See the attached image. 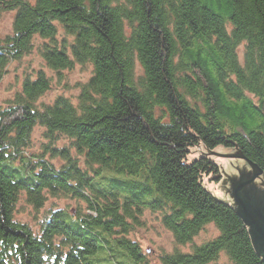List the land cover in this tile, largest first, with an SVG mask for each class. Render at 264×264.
Here are the masks:
<instances>
[{
  "label": "trees",
  "instance_id": "16d2710c",
  "mask_svg": "<svg viewBox=\"0 0 264 264\" xmlns=\"http://www.w3.org/2000/svg\"><path fill=\"white\" fill-rule=\"evenodd\" d=\"M9 11L0 82L34 52L92 77L76 104L45 105L52 79L25 74L0 107V264H154L130 239L146 212L175 241L161 264H264L237 207L204 186L215 160H188L223 145L264 172V0H0ZM51 199L76 207L45 212ZM209 225L218 235L196 244Z\"/></svg>",
  "mask_w": 264,
  "mask_h": 264
},
{
  "label": "rangeland",
  "instance_id": "374dc122",
  "mask_svg": "<svg viewBox=\"0 0 264 264\" xmlns=\"http://www.w3.org/2000/svg\"><path fill=\"white\" fill-rule=\"evenodd\" d=\"M15 12H1L0 13V37L5 38L10 35L12 30V25L14 21ZM244 46L242 45L239 50L240 62L243 63V54ZM40 70L45 71L52 79V89L47 92L45 96L40 99L39 104H52L58 96H65L71 98L74 104L77 103V97L80 93L81 84L87 82L92 77V67L77 65L73 70L64 71L61 73H54L47 68L46 64L42 61L37 52H34L33 55L26 56L22 58L19 62H12L9 67L7 74L0 82V107L6 106L10 101L13 100L17 92L21 91L22 84L26 75H33L36 77V73ZM26 74V75H25ZM43 129L36 127L33 135V144L34 147L31 149V153H38L42 148L44 142L43 139ZM66 143V140L60 142L59 147ZM209 153L204 148L198 147L194 149L191 154L188 155V160L190 162L199 158L200 155ZM215 153L224 154V155H233L240 154L236 148H228L223 145L218 146L215 150ZM215 153H210L206 155H211L212 159L215 160L220 170V176L216 179L211 180L204 179L205 188L211 193L214 194L219 200L226 202L233 207H236L237 201L234 196V189L236 183H239L242 178L246 176L250 178L254 174V169L250 164L242 158L237 156L228 157V156H219ZM56 165H60L61 162L58 159L53 160ZM236 181V182H233ZM262 191L263 195L261 198L264 199V175L258 176L256 181L243 189V192L248 196V200L252 202L251 196L255 194V190ZM63 209L68 208L69 211H73L75 202H72L67 199L55 200L51 199L49 204L45 208V212L49 209ZM32 210L29 209L25 214L21 215V219L24 222L31 223L34 229H37V225L30 215ZM43 211V212H44ZM143 226L136 229L133 234L130 235V239L136 241L141 245V248L144 253L148 254L149 259L154 264H161L160 255L162 253H171L175 250V241L173 235L169 230H166L162 224V219L160 215L155 213L146 212L141 218ZM198 237H196L195 243L202 244L205 241H208L218 235L217 228L214 225H209L206 227ZM181 250L188 252V247H181ZM226 258L222 255L221 264H226Z\"/></svg>",
  "mask_w": 264,
  "mask_h": 264
},
{
  "label": "water",
  "instance_id": "95a60500",
  "mask_svg": "<svg viewBox=\"0 0 264 264\" xmlns=\"http://www.w3.org/2000/svg\"><path fill=\"white\" fill-rule=\"evenodd\" d=\"M200 152H203L202 150ZM205 153V152H203ZM211 153V152H210ZM205 153V154H210ZM212 153H215L214 151ZM219 156H228L233 157L237 156L238 158H242L244 161L246 160L252 169H254V174L252 177L247 178L246 176L249 174H246L244 178L241 179L239 183H236L235 189H234V196L237 201V209L239 211V214L242 215L245 223L247 226H250V233L251 237L253 238V241L257 247V249L261 250L262 256L264 258V199L261 198V195H263L262 191L255 190V194L251 196L252 202L248 200L247 193L245 194L243 192V189L246 188V186L254 183L258 176H261L264 174L263 170L259 169L254 165L251 161H249L247 158H244L242 154H233V155H224V154H218ZM236 182V181H233Z\"/></svg>",
  "mask_w": 264,
  "mask_h": 264
}]
</instances>
